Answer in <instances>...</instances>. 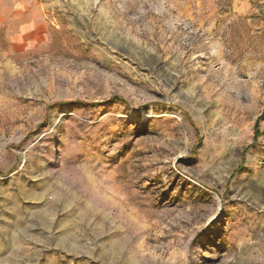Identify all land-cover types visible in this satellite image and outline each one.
Returning a JSON list of instances; mask_svg holds the SVG:
<instances>
[{
  "label": "rangeland",
  "instance_id": "374dc122",
  "mask_svg": "<svg viewBox=\"0 0 264 264\" xmlns=\"http://www.w3.org/2000/svg\"><path fill=\"white\" fill-rule=\"evenodd\" d=\"M0 264H264V0H0Z\"/></svg>",
  "mask_w": 264,
  "mask_h": 264
}]
</instances>
